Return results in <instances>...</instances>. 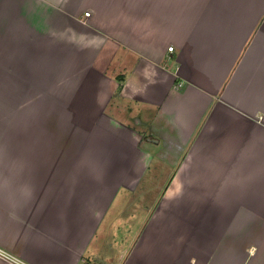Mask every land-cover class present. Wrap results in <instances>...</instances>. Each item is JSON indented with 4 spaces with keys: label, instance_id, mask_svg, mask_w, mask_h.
I'll list each match as a JSON object with an SVG mask.
<instances>
[{
    "label": "crops",
    "instance_id": "1",
    "mask_svg": "<svg viewBox=\"0 0 264 264\" xmlns=\"http://www.w3.org/2000/svg\"><path fill=\"white\" fill-rule=\"evenodd\" d=\"M0 250L264 264V0H0Z\"/></svg>",
    "mask_w": 264,
    "mask_h": 264
},
{
    "label": "built area",
    "instance_id": "2",
    "mask_svg": "<svg viewBox=\"0 0 264 264\" xmlns=\"http://www.w3.org/2000/svg\"><path fill=\"white\" fill-rule=\"evenodd\" d=\"M85 14L89 15V13H85ZM168 51L172 52L173 51V47L172 46L168 47ZM0 257L10 260V258L1 250H0Z\"/></svg>",
    "mask_w": 264,
    "mask_h": 264
}]
</instances>
